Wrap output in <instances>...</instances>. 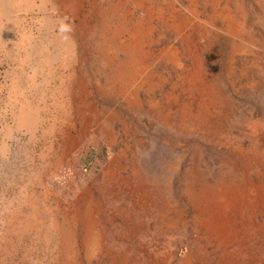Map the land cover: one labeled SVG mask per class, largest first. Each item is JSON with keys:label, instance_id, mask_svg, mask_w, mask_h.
I'll use <instances>...</instances> for the list:
<instances>
[{"label": "rangeland", "instance_id": "1", "mask_svg": "<svg viewBox=\"0 0 264 264\" xmlns=\"http://www.w3.org/2000/svg\"><path fill=\"white\" fill-rule=\"evenodd\" d=\"M2 1L0 264H264V0Z\"/></svg>", "mask_w": 264, "mask_h": 264}, {"label": "crops", "instance_id": "2", "mask_svg": "<svg viewBox=\"0 0 264 264\" xmlns=\"http://www.w3.org/2000/svg\"><path fill=\"white\" fill-rule=\"evenodd\" d=\"M5 1H6V0H5ZM5 1H2V2H5ZM14 5H15V7H16V9H17V7H18L17 1H14Z\"/></svg>", "mask_w": 264, "mask_h": 264}]
</instances>
